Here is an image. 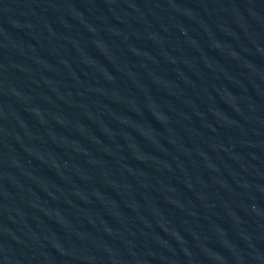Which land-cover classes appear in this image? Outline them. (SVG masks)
Instances as JSON below:
<instances>
[{
	"label": "water",
	"instance_id": "obj_1",
	"mask_svg": "<svg viewBox=\"0 0 264 264\" xmlns=\"http://www.w3.org/2000/svg\"><path fill=\"white\" fill-rule=\"evenodd\" d=\"M0 264H264V0H0Z\"/></svg>",
	"mask_w": 264,
	"mask_h": 264
}]
</instances>
